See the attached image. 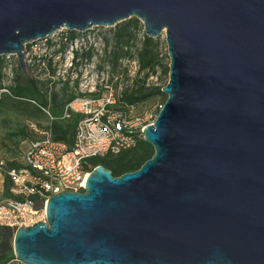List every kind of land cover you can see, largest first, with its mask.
Returning a JSON list of instances; mask_svg holds the SVG:
<instances>
[{"label": "water", "instance_id": "water-1", "mask_svg": "<svg viewBox=\"0 0 264 264\" xmlns=\"http://www.w3.org/2000/svg\"><path fill=\"white\" fill-rule=\"evenodd\" d=\"M131 18L165 35L166 96L152 156L82 192L51 196L45 221L0 228L22 264H264V0H0V57L31 76L25 47L56 31ZM43 208L42 203L34 207Z\"/></svg>", "mask_w": 264, "mask_h": 264}, {"label": "built area", "instance_id": "built-area-1", "mask_svg": "<svg viewBox=\"0 0 264 264\" xmlns=\"http://www.w3.org/2000/svg\"><path fill=\"white\" fill-rule=\"evenodd\" d=\"M69 42L71 44L72 40ZM31 49L35 53V47ZM74 54L71 45L70 66ZM124 66L128 74L138 73L136 59H125ZM102 75L96 90L95 81L87 79L86 72L78 85L80 95L64 107L62 118L70 114L78 117L71 146L54 140L50 130L30 125L38 138L21 144L19 166L7 171L10 187L8 196L0 198V228L9 227L15 231L18 227L45 221V206L51 196L65 191H83L94 169L89 164L91 158L117 155L134 148L143 138L144 128L153 124L156 111L162 105L155 104L140 113H133V106L126 107L125 111L115 110L118 97L113 84ZM3 164L4 159H1L0 166ZM38 203L43 205L40 210L34 208ZM40 214L42 219L37 218Z\"/></svg>", "mask_w": 264, "mask_h": 264}, {"label": "trees", "instance_id": "trees-1", "mask_svg": "<svg viewBox=\"0 0 264 264\" xmlns=\"http://www.w3.org/2000/svg\"><path fill=\"white\" fill-rule=\"evenodd\" d=\"M133 22L137 23V20L129 19L127 22L119 23L120 25L117 24L118 38L121 39L124 36L127 41L130 40L132 34L130 25ZM69 34L68 39L71 41L75 35L72 32ZM118 44L120 46L121 42H118ZM156 44L157 42L144 35L142 46L136 51L135 56L127 47L121 45L116 48L117 53L113 60L116 62L120 56L134 58L138 62V73L152 71L157 65L154 48ZM77 55V52H75L74 59L77 58ZM17 70L19 71L18 76L15 77L13 84L6 88L1 86L2 75L0 71V151L4 155V164L0 166V173L3 176V197L8 196L10 187L7 171L19 166L17 160L21 155V144L38 138L37 134L26 125V121L36 123L39 126L40 124L37 123L39 120L45 119L48 122L46 113L48 112L51 121L44 130H50L54 140L71 146L74 127L78 118L75 114H70L68 118H62L65 105L72 101L75 95L71 94L66 98H59L58 94L48 93L47 90H44L37 80L24 74L19 66ZM164 72L168 73V67L164 69ZM166 83L160 87H145L142 85L131 90H125L118 98L114 109L125 111L126 107L139 105H143L145 108L159 97H163V99L161 98L162 100L155 104L163 105L166 97L164 98L161 89ZM158 112L159 110L156 111V115ZM152 154V147L145 143L143 138H140L134 148L117 155L91 158L89 164L91 167L101 165L110 170L112 176H119L125 172L138 169ZM10 260H15L11 250L0 254V264H6Z\"/></svg>", "mask_w": 264, "mask_h": 264}, {"label": "rangeland", "instance_id": "rangeland-1", "mask_svg": "<svg viewBox=\"0 0 264 264\" xmlns=\"http://www.w3.org/2000/svg\"><path fill=\"white\" fill-rule=\"evenodd\" d=\"M131 19L137 20L136 18ZM127 21L129 19L124 22ZM130 28L132 34L128 41L124 36L121 39L118 38L117 34L119 32L116 25L114 27H93L85 32L66 31L62 29L56 31L51 37L46 38V40H37L31 45L27 44L25 54L28 53L26 62L29 66L31 77L37 80L44 90H47L48 93L54 92L58 94L59 98H66L71 94L75 95V97L80 95L78 85L86 72L87 79L95 81L96 90L99 89V82L102 78L101 74H103L102 76L113 84L115 95L118 98L123 91L131 90L137 86H162L168 81V73H165L164 69L169 64L164 33L152 39L157 42L156 47H154L157 65L152 71H143L132 75L126 72L124 66L127 57L120 56L114 62L113 59L117 53V47L119 48L121 45L127 47L132 55L135 56L136 51L142 46L145 35L142 23L137 20V23H131ZM70 32L75 35L71 44L68 39ZM118 42H121L120 46H118ZM126 42L127 44L125 45ZM71 45H73V53L77 52L78 55L70 66L69 64L72 59L70 55ZM31 47H35V53L32 52ZM17 67L18 63L15 56L0 57L2 87L6 88L13 84L15 77L19 74ZM88 88L89 86L82 89L86 90ZM161 98L163 99V97L156 98L154 100L155 102L148 104L149 106L145 108L143 105L134 107L133 113H140L150 106L152 107L156 102H160L162 100ZM47 119L48 122L45 119L39 120L37 122L40 124L39 126L29 121H26V125L29 127H31L30 125H34L37 129L44 130L51 121V117L48 114ZM3 157L4 155L0 151V160ZM2 193L3 177L0 176V198ZM37 218L42 219L43 216L40 214ZM6 264L22 263L16 260H10Z\"/></svg>", "mask_w": 264, "mask_h": 264}, {"label": "crops", "instance_id": "crops-1", "mask_svg": "<svg viewBox=\"0 0 264 264\" xmlns=\"http://www.w3.org/2000/svg\"><path fill=\"white\" fill-rule=\"evenodd\" d=\"M0 176H2L1 173H0ZM2 177H3V176H2ZM1 197H2V196H1Z\"/></svg>", "mask_w": 264, "mask_h": 264}]
</instances>
